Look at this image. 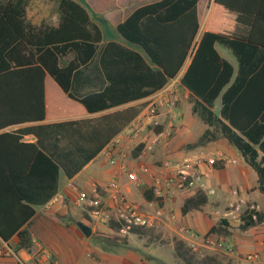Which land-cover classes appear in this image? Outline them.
Wrapping results in <instances>:
<instances>
[{
    "label": "trees",
    "instance_id": "obj_1",
    "mask_svg": "<svg viewBox=\"0 0 264 264\" xmlns=\"http://www.w3.org/2000/svg\"><path fill=\"white\" fill-rule=\"evenodd\" d=\"M86 1L59 0L58 25L43 22L37 26L28 20L26 0H0V113L4 108L6 116H28L6 121L7 125L37 117L81 115L86 110L148 96L175 79L190 58L180 84L193 100V114L208 126L196 145L225 139L257 174V190L264 195V44L214 30L215 6L213 17L197 40L200 0H117L120 8L141 5L117 25L116 31L127 44L139 48L145 58L116 42L107 43L102 48L101 64L110 85L104 92L76 102L54 87L43 67L46 69V59L56 67L55 54L67 50L75 51L81 64L95 55L103 34L83 6ZM216 45L235 56L236 73L219 55ZM25 50L41 53L40 64H31L23 54ZM73 67L75 64H71ZM51 73L68 91V79L64 82L58 77L61 71L51 69ZM3 80L6 84L2 86ZM49 83L58 99L53 100L51 91H47ZM218 99L221 107L215 113ZM162 130L158 126L155 132ZM0 144L6 146V161H15V165L0 168V236L5 242L16 236L15 252H31L34 244L29 228L34 207L46 205L58 194L60 167L37 144L24 142L18 134H0ZM144 147L138 144L132 156L138 157ZM144 196L162 204L150 190ZM207 202V195L199 190L185 200L181 212L185 215L201 210ZM240 220L239 229L246 231L263 223L264 214L248 208ZM108 225L112 230L134 235L144 232L124 221L111 220ZM227 228L229 223L221 218L207 234L228 235ZM174 251L184 264H226L214 256L197 261L194 250L183 240L174 241Z\"/></svg>",
    "mask_w": 264,
    "mask_h": 264
},
{
    "label": "crops",
    "instance_id": "obj_2",
    "mask_svg": "<svg viewBox=\"0 0 264 264\" xmlns=\"http://www.w3.org/2000/svg\"><path fill=\"white\" fill-rule=\"evenodd\" d=\"M202 2L199 35L202 36L211 15L213 17L212 11L215 6L214 30L241 40H253L264 44V0H222V3H216V5L215 0H200L198 12ZM45 6L47 7V5H42L43 10ZM139 6L141 5L134 4L120 8L117 0H94L90 2L89 8L86 10L93 23L101 29L103 34V40L98 45L95 55L87 63L81 64L78 54L73 50H67L64 54L57 53L55 54L56 67L47 59L46 69L42 66L45 77L49 78L55 85L54 87L63 92L67 98L76 102L104 92L110 85L101 64L102 48L107 43L116 42L138 52L145 58L139 48L127 44L121 38L114 40L104 38L105 27L116 28ZM111 21L114 22L111 24ZM43 22L57 26L59 23L58 12L52 21L47 17L31 21L37 26ZM216 49L219 55L233 66L236 73L238 63L232 52L220 45H216ZM23 54L29 58L31 64H40L39 56L41 53L35 50H25ZM190 62L191 59L189 58L178 76L165 85L178 95L180 103L175 110L184 117L178 119L176 134L172 142L169 143V147H161L154 154L145 153L143 150L138 157L134 158L130 152L138 144H144V139L147 138L148 121L144 116L156 92L105 109L86 110L81 115L37 117L24 119L19 121L20 123L13 121L9 123L10 125H7L6 121L19 117L27 118L28 116H6L4 108H2L0 134L5 132L18 134L24 142L37 144L44 153L59 165L60 178L58 194L46 205L34 207L35 215L29 228L34 244L32 251L20 250L15 252L17 237L15 236L9 242H5L0 236V250L10 246L14 254L10 258H0V264H17V258H21L27 264H49L51 259H56V264H63L64 252L65 254L72 252L73 247L81 249L82 259H85L86 262L89 258H95L97 264H170L162 250L146 244L143 240L135 239L134 234L124 230L121 232L128 235V244L124 247L104 250L92 245L91 237L94 234L102 231L105 233L104 236L110 238L114 237L112 234L114 230L105 225L104 222L95 220L87 202L78 205V200L82 192L91 194L96 187L98 200L110 207L112 200L107 185L111 180L117 178L120 193L141 211L161 210L163 215L155 230L170 227L172 231H179L175 222L169 217L166 206L169 202L163 201L165 204L160 205V201H148L145 199L144 193L147 190L152 191L153 177H156L161 171L158 170L159 161L166 158L183 159L187 155L183 145L189 141H198L208 128L204 124L199 135L197 137L194 135L199 118L192 112L193 100L189 91L180 84ZM71 64H75V67L71 68ZM51 69L61 71L58 76L61 81L65 82L68 79V91L63 90L56 77L51 73ZM1 83L2 86L6 84L4 80ZM46 85L47 91H51L50 93L53 95V100L54 98L58 99L59 96L53 85L50 83ZM220 107L221 99H218L213 109L214 112L218 113ZM167 108L162 111L157 119L160 125L173 115V110ZM131 126H135L133 133L129 132ZM198 148H202L200 154L209 159V164L205 163L200 167V170L204 174L203 183L205 187L202 191L207 195L208 202L206 205L210 206L211 209L201 212L202 208L189 216L190 212L185 215L182 214L181 208L185 200L196 193L187 195V198H184L182 205H180V212L183 216L189 217V224L193 225L199 233L207 234L213 226L217 225L221 217V214L213 215V210L220 208L225 213L231 211V206L234 205L254 208L264 214V195L257 190V174L246 164L242 155L225 139L212 141L204 146H198ZM113 149L115 155L118 153L126 155V158L118 156L119 164L117 165H111L106 156V153ZM6 151V146L0 144V168L6 165H15L14 160L6 161ZM211 160L214 162L212 163ZM107 165L109 166L106 167ZM127 171L138 173L139 184L128 182ZM150 204L153 205L150 206ZM227 222L229 223V235L215 233L209 237L229 240L235 252L230 254L212 248L209 250L213 254H225L234 264H258L247 262L245 258L240 257V253L246 249L245 246L255 250L262 249L260 244H264V222L248 232L254 235L257 230H262V233L250 237L248 240L239 239L241 233L235 229L238 224L230 220ZM83 227L91 229L90 236L83 233ZM132 236L135 239L134 244ZM182 239L184 242L187 241L185 238ZM171 260L174 263V259L171 258Z\"/></svg>",
    "mask_w": 264,
    "mask_h": 264
},
{
    "label": "built area",
    "instance_id": "obj_3",
    "mask_svg": "<svg viewBox=\"0 0 264 264\" xmlns=\"http://www.w3.org/2000/svg\"><path fill=\"white\" fill-rule=\"evenodd\" d=\"M178 101V95H176V92L171 91L169 86H164L152 97V102L144 116V118L148 121V125H153L155 129L160 126L157 120L159 117L158 112H161L167 107L173 110V115L168 121L166 129L162 130L159 133H156L154 131L152 133V136L149 137L147 135V138L144 139L145 153L151 152L160 144L164 143L165 145H167L168 140L172 136L177 121L180 117L179 113L175 110ZM134 129L135 126H131L129 128V132L133 133ZM106 156L111 165L119 164L118 156L121 158H126V155L123 153H118L115 155L114 149L109 150L106 153ZM211 162L213 163L214 160H211ZM196 173L197 172L193 170V166L189 161L181 165H174L171 161H165L164 168L156 177H153V184L151 188L154 196L158 199H161L162 201L170 202L172 198V192L175 190L188 191L189 189L193 188L198 182L200 183V187L204 189V183L200 181L201 177L196 176ZM126 174L128 182L139 184L140 177L136 171H127ZM107 189L110 191V198L112 200V205L110 207L105 206L103 202L98 200V190L96 187L93 189L91 194L82 192L78 200V205H82L83 202H87L88 206L93 208L90 211L94 219L104 223L111 220L117 222L124 221L129 226H133L136 228L145 230L157 229V226L163 215L160 209L156 211H152L153 209L141 211L134 203L129 201L124 195L120 193V185L117 178L110 181V183L107 185ZM152 205L153 204H150V206ZM242 209L243 207L240 205L231 206V211L225 212L224 217L222 218L230 220V216H238L239 219L236 221L241 223L240 217L245 212V210L242 211ZM249 209L252 210L254 208ZM253 219L256 220V215H253ZM182 232L189 236L190 240H186L191 241V245H194V240L198 238V234L192 229H183ZM208 243L209 248H212L214 250H221L230 254H233L235 252L233 245H231L226 239L209 237ZM260 245L264 246L263 243H261ZM11 256H14V254L10 249V246L3 247L0 250V258H10ZM17 260V264H27L21 258H17ZM245 260L249 263H258L264 261V249L262 252L256 251L248 253L245 256ZM56 263V259H51L49 264Z\"/></svg>",
    "mask_w": 264,
    "mask_h": 264
},
{
    "label": "rangeland",
    "instance_id": "obj_4",
    "mask_svg": "<svg viewBox=\"0 0 264 264\" xmlns=\"http://www.w3.org/2000/svg\"><path fill=\"white\" fill-rule=\"evenodd\" d=\"M26 1H27V16H28V20L30 22L36 20L37 18H41V17H47V18H49L50 21H52V18L54 17V15H56V12H58L59 0H26ZM93 1L94 0H88L87 2L83 3L84 7L88 9L90 2H93ZM43 4L47 5V7L45 6L44 10L42 9ZM202 6H203V2L201 3V7L199 5V20H201V13H202L201 8H202ZM113 22L114 21H111L110 23L112 24ZM103 26H105V25H103ZM199 34H200V32H199ZM200 37H201V35H198L197 40H199ZM104 38L107 40H114V39L120 38V36L118 35L116 28H112V27L107 26L104 29ZM179 103H180V101L177 102L176 107L177 106L179 107ZM162 111L158 112L159 115L162 113ZM183 117H184V115L181 114L179 118L181 119ZM169 120L170 119H167V121H165L164 124L160 125L163 127V130L166 129ZM203 126H204V123L200 119H198L197 125L195 126V131H194V135L196 137L202 131ZM176 130H177V126L175 127V129L172 133V136L169 138L167 145H165L164 143L160 144L158 147H156L154 150H152L149 153L154 154V152H156L158 149H161V147L168 146L169 143H171L172 140L174 139L175 134H176ZM154 131H155V127H153V125L147 126V135L149 137L152 136V133ZM196 143H197V141H189L186 145H183L184 151L186 152L187 155L181 160H172V159L166 158L165 160L159 161L158 170H162L164 168L165 161H171L174 165H181V164H184L185 162L189 161L190 164L193 166V170L195 172H197L196 176H200L201 177L200 181L203 182L204 174L201 173L200 167L203 166L205 163L209 164L208 163L209 159L206 158L205 156H203L202 154H200V152H201L200 150H202V148H198ZM199 146H202V145H199ZM131 153H132V151L130 152V154ZM198 155H200V156H198ZM108 166L109 165H107L106 167H108ZM199 190H203V189L200 187V183L198 182V183H196V185L193 188L189 189L188 191L175 190L172 192L171 201L169 203H167L166 206H167V211H168L170 219L175 222L179 231H177V232L172 231L170 227H165L162 230H155V229L145 230V229H142V230H144L142 235H135L136 236L135 239L143 240V242H145L146 244L152 245L154 248H156L160 251L162 250L163 253L165 254V258H167L169 260L170 264H184L182 261L177 259L174 255V241L177 239L178 240H184L182 238L189 239V236L187 234H184L182 232V230L183 229H192L198 234V238L196 240H194V245H191L192 244L191 241H185V242L194 250L193 254L195 255L197 261L202 260L205 256H214L219 261H221L223 263L234 264L233 261L231 259H229V257L223 253L213 254L209 250V245H208L209 244L208 239H209L210 235L199 233L195 229V227H193V225L189 224V220H188L189 217L183 216L180 212V205H182L184 198H187V195H189L190 193H196ZM163 204H165V203L162 201V205ZM160 205H161V203H160ZM88 208L90 210L93 209L89 206H88ZM210 209H211L210 206L206 205L203 207L201 212H204V211L210 210ZM246 209L247 208L243 207L242 211H244ZM193 213H195V211L190 212L188 214V216L192 215ZM212 214L213 215L221 214L220 219L222 217H224V213L222 212V210L220 208H215L213 210ZM212 217H215V216H212ZM229 218H230L231 222L238 224V226L235 229L239 230L238 233H241V237L239 238L240 240H248L250 237H254L255 235H260V233H262V230L261 231L257 230L256 234H254V235L249 234L248 232L252 228L249 230H246V231H242L239 229L240 223L238 221H236L239 219V217L238 216H236V217L230 216ZM104 224L109 226L108 221H106ZM232 228H234V227H232ZM227 229H228V232H230L229 228H227ZM124 231H126V230H124ZM127 233H129V232H127ZM104 234L105 233L102 231H99L96 234H94L91 237V244L94 246H98L104 250L121 248V247H124L128 244V237H127L128 235L127 234L124 235L123 232H121L119 230L113 231L112 234L114 237L109 238V237L104 236ZM133 237L134 236H132L131 238H133ZM135 239L134 238L132 239L133 244L135 242ZM227 241L229 243H231L229 240H227ZM248 247L249 246H245L246 249H244V251H242V253H240V257L245 258V256L251 252H256V251L262 252L263 248H264V246H262V249L255 250V249H250V247L249 248ZM73 248H74L73 251L70 253L67 252V254H65V252H64L63 262H62L63 264H97L95 258H89L88 261L86 262L85 259H82L81 249H79L78 247H73ZM171 258L174 259V263L172 262ZM258 264H264V261L258 262Z\"/></svg>",
    "mask_w": 264,
    "mask_h": 264
},
{
    "label": "water",
    "instance_id": "obj_5",
    "mask_svg": "<svg viewBox=\"0 0 264 264\" xmlns=\"http://www.w3.org/2000/svg\"><path fill=\"white\" fill-rule=\"evenodd\" d=\"M83 233L86 236H90L91 235V229L89 227H83Z\"/></svg>",
    "mask_w": 264,
    "mask_h": 264
}]
</instances>
